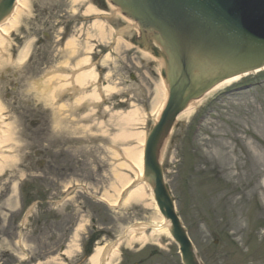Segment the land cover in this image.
Returning <instances> with one entry per match:
<instances>
[{
	"label": "rangeland",
	"instance_id": "obj_1",
	"mask_svg": "<svg viewBox=\"0 0 264 264\" xmlns=\"http://www.w3.org/2000/svg\"><path fill=\"white\" fill-rule=\"evenodd\" d=\"M26 1V10L20 16L15 33L27 34V41L35 40L43 29L50 34L51 22L48 20H53L51 25L58 20V27L76 23L79 14H74L80 5H84L81 0ZM110 10L116 12L113 8ZM121 17L122 30L131 29ZM62 18L65 22H60ZM119 18L117 16L118 23ZM14 41L13 34L6 49L0 51V109L11 123L12 141L17 142L12 146L16 156L12 158L10 167L11 181L25 176V172L19 170L25 151L30 152L37 146L36 141L24 145L21 140L25 135V129L21 127L26 124L21 111L26 108H14L12 102L4 98L10 92L7 80L13 73L21 74L25 70L26 63L20 65L12 60L17 53ZM139 60L137 58L135 62ZM156 67L159 70L157 63ZM125 79L124 87H135L129 78ZM155 83L158 82L155 80ZM160 84L164 85V80ZM141 86H137L141 102L149 106L152 101L148 107L152 117L142 119V124H147L143 131L147 132L158 116L154 111V95L149 94L153 85L146 81V87L143 89ZM131 101L136 103L134 99ZM46 102L51 104L50 99ZM110 128L112 132L116 131L107 124L106 139L97 137L98 131L94 130L96 135H91L96 136L94 139L87 144L74 145L75 189L84 187L75 190L66 209L71 210L73 216H66L65 223H55L51 222L52 216L40 219L41 213L37 215L34 212L35 222L19 227L21 215L12 214L10 223H5L7 228L0 231L1 237L5 236L4 240L0 239V257L3 255L4 264L21 261L31 264L37 259H47L43 264H89L80 253L69 258L61 254L62 247L74 240L70 236L78 226L83 231L73 241L77 245L83 235L92 232L94 226L106 233L105 240L95 245L96 248L103 243L109 246L102 264H133L142 259L145 264H179L178 249L172 239L150 238V229L146 234V243L140 245L133 241L132 228L155 220L162 224L165 220L154 199L148 201L155 205L153 207L123 204L126 192L138 181L136 170L130 169L125 158L119 156V149L128 145L111 143ZM75 135H80L77 130ZM28 155H32L34 165H28V169L26 164V169L33 171L34 175L41 160L35 161L33 154ZM121 165L129 168H121ZM162 165L166 184L204 264H264V76L253 75L222 87L194 109L189 117L179 118L165 146ZM117 173L129 176L133 184L122 192L117 207H109L99 199L105 193L115 195L112 188L120 186ZM10 191H3L0 187V199ZM39 220L43 221L42 225L36 224Z\"/></svg>",
	"mask_w": 264,
	"mask_h": 264
},
{
	"label": "water",
	"instance_id": "obj_2",
	"mask_svg": "<svg viewBox=\"0 0 264 264\" xmlns=\"http://www.w3.org/2000/svg\"><path fill=\"white\" fill-rule=\"evenodd\" d=\"M15 0H0V22ZM163 49L169 100L145 151V179L184 264H199L164 184L159 151L188 104L217 84L264 67V0H111ZM185 20L186 22H184ZM200 26L197 34L192 26Z\"/></svg>",
	"mask_w": 264,
	"mask_h": 264
},
{
	"label": "bare ground",
	"instance_id": "obj_3",
	"mask_svg": "<svg viewBox=\"0 0 264 264\" xmlns=\"http://www.w3.org/2000/svg\"><path fill=\"white\" fill-rule=\"evenodd\" d=\"M27 1L26 0H18L16 4V9L14 13L7 19H5L2 23H0V51L5 50L7 46V40L6 38L14 32L18 26H19V19L22 14L26 10ZM97 13V10L93 7H88L86 10V15H94ZM127 23L131 27H137L136 24L130 19H126ZM186 22L185 20H183ZM93 28L99 33V36L101 39L105 40V32H104V24L101 22H96L93 25ZM191 32L193 34H197L200 30V26H192ZM108 38V37H107ZM74 42L68 41L66 47L69 50H74ZM121 45V44H120ZM27 49L28 46L21 52L19 56V62L22 63L24 59L27 57ZM90 50V49H89ZM84 63H88V59L83 61ZM241 78H234L231 80H227L223 82L222 84H219L218 86H215L212 88V91H210L206 97L209 98L213 93L220 90L222 87L228 86L230 84H234L238 82ZM96 80V74L93 73V71H90L88 73L82 74L78 80L77 83L80 86H85L86 82H93ZM112 91H114L111 88L105 89L106 94H110ZM167 90L163 85H159L157 88V94L155 98V114L159 116L160 112L162 111L164 104L167 100ZM89 99H96L94 95L89 96ZM84 99H81L80 101H83ZM203 100V101H204ZM202 101H199L197 103L192 104L182 115L181 117H189L192 114V111L201 104ZM1 112V111H0ZM114 119L118 121V123L123 127V130L120 132V134L116 135L112 141L113 142H119V143H129L130 145L127 147H124L122 149V156L129 162L130 169L136 170L135 176L137 177L139 184L140 180L143 176V149H144V142H145V133L139 132V131H132L134 127H136L140 121L138 119V113L137 111H129L127 113H118L113 115ZM132 129V130H131ZM8 132V129L5 128V133ZM9 139L6 138L2 139V144L8 143ZM126 166V165H125ZM122 166L121 168H129L128 166ZM116 179L118 181L117 188H112L115 195H109L108 193H105L102 195V201L108 204L110 207H117L119 198L122 194V192L129 188L133 182V180L124 174L117 173ZM150 199H153L152 195V189L146 186L145 184H140L133 188L132 190H128L125 194V198L123 199V204L125 206H128L132 203L135 204H141L145 206L153 207L155 206L152 203H148ZM150 204V205H149ZM80 227L77 230V233H80L82 230ZM151 229V230H150ZM170 222L164 221L162 224H158L157 220L149 223V224H141L134 228H132L133 232V241L142 245L147 242L148 237L145 234V231L150 230V238H166V239H172L170 235ZM78 237V235L74 236V241ZM131 239V240H132ZM109 246H101L97 247L94 250L93 255L89 258V264H102L104 256H106L109 252ZM78 252V246L75 244V242L72 243V245L68 246L67 251L64 253L65 256L71 257L74 253Z\"/></svg>",
	"mask_w": 264,
	"mask_h": 264
},
{
	"label": "flooded vegetation",
	"instance_id": "obj_4",
	"mask_svg": "<svg viewBox=\"0 0 264 264\" xmlns=\"http://www.w3.org/2000/svg\"><path fill=\"white\" fill-rule=\"evenodd\" d=\"M88 2H92L94 4H96L99 7H103L101 0H88ZM83 9L80 10V12H82ZM79 22L85 23L84 25H82V28H89V24H90V20H82V19H78V22L76 23L79 24ZM70 29H72V33L75 31L74 28L76 27L75 25L73 26H68ZM67 34V32H64V36H62L60 38V42L53 47H49L47 46L46 42L49 41L50 37H46L44 38L43 36H40V38L37 40V74H36V80H41L45 77L46 74L50 73V72H54V71H58V72H63L64 73V67H61L60 64H62L66 59H67V55L64 52V48H65V40L64 37ZM23 38V36H21V39ZM41 39L44 40V42L41 41ZM18 42V47H20L23 43L24 40L19 41L17 39ZM82 43H84V41H82ZM99 49H97V55L93 57V60L97 61V64H100L102 58H104V56L106 55V50L105 47H102L101 44H99ZM96 54V53H95ZM84 56V52L79 54L77 56V59L73 58L70 61V67L73 68V65L76 63V61L80 58H82ZM100 71V77L102 78L103 75L105 74L103 70H99ZM74 79H75V75L71 78V87L74 88L75 87V83H74ZM73 101V97L66 95L65 97H63V102H71ZM38 103V102H37ZM37 106L39 105L36 104ZM85 112V110L80 111L79 116ZM40 118H44V115H41ZM41 124V122H40ZM62 126L64 127V124H62ZM68 126V125H67ZM36 130L37 132H28L29 135V141L33 140L34 138L37 140H41V139H45L46 135H48V133L50 131L47 132V124H45L44 127L41 128V125H37L36 126ZM69 138L68 136L63 137V140H61V142L57 143L56 145H54V147L52 148V150L54 151L55 155L54 156H66L65 152L67 153V156H69L68 153V149L69 147L72 148L70 145H72V141L69 144ZM40 156V155H39ZM70 171L67 170V176L69 175ZM67 180L65 178V175L62 174L61 176H58L57 181L61 182ZM43 196V195H42ZM49 198H54L57 200H60L62 198V195L60 194V190L58 189L57 186H53L52 187V192H51V196ZM41 203V202H40ZM2 202H0V207H1ZM1 214H5L4 211L0 210ZM146 261H144V259L142 260H138L137 262H135V264H145Z\"/></svg>",
	"mask_w": 264,
	"mask_h": 264
}]
</instances>
